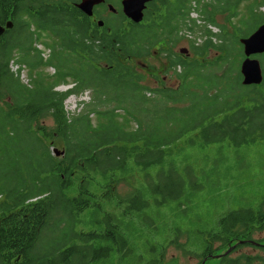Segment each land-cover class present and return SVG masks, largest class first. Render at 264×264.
Masks as SVG:
<instances>
[{
	"label": "trees",
	"instance_id": "trees-1",
	"mask_svg": "<svg viewBox=\"0 0 264 264\" xmlns=\"http://www.w3.org/2000/svg\"><path fill=\"white\" fill-rule=\"evenodd\" d=\"M80 1L0 0V264H178L164 262L166 248L149 234L179 233L199 264L219 251L216 264H264V235L252 239L264 234V203L226 213L216 231L182 233L176 222L195 196L192 153L264 141V54L255 56L260 85H243L240 72V39L264 24V0L166 1L163 19L144 11L140 23L111 15L102 26ZM182 29L202 36L184 56L169 49L178 85H143L132 62L162 40L175 46ZM36 44L49 49L47 60ZM86 90L90 102L67 116L64 100ZM244 246L260 254L233 256Z\"/></svg>",
	"mask_w": 264,
	"mask_h": 264
},
{
	"label": "rangeland",
	"instance_id": "rangeland-1",
	"mask_svg": "<svg viewBox=\"0 0 264 264\" xmlns=\"http://www.w3.org/2000/svg\"><path fill=\"white\" fill-rule=\"evenodd\" d=\"M261 11L264 12V8H262ZM190 17L197 21V25H200L201 21L195 12H192ZM105 18H107V14H104L101 20ZM237 20L233 19L232 23H236ZM217 21L220 25H225L229 33L233 30L229 24H224L225 20L223 17H217ZM207 28L212 33H218V29L215 27L208 26ZM200 36H202L201 32L197 29H194L192 32H187L182 29L179 34V41H177L175 46L170 44L169 49L172 48L171 50L172 52L174 51L173 53L175 54L180 50L190 51L189 44L191 40L193 41V38ZM197 41L201 42L202 38H198ZM37 46L41 48V45L38 44ZM43 51L45 58H48V52L46 50ZM155 52L154 48H152L149 50V55L151 54L156 57ZM158 53L162 54L163 52L159 50ZM149 55L146 54L134 60L132 66L133 71L144 78L143 85L154 89L157 88L156 84L152 81H147V77L150 74L148 68L151 66L156 67L159 59L157 58L155 61V59L148 58ZM146 66H148V68ZM10 69L15 73L18 71L17 65L13 63L10 64ZM44 72L53 75L54 71L47 68ZM20 79L22 82L28 83L26 68L21 70ZM70 87L72 86L60 85L56 87L55 90L58 92H65L70 89ZM80 95L81 94L71 95L64 100V110L69 113L68 115L78 113V108L74 106L76 100L83 99L84 103L87 104L90 102V91L86 90L82 92L83 96L80 97ZM46 123L50 124V121L47 120ZM184 141V139L181 140L179 144H184ZM53 147L55 148L51 149L53 155L54 153L59 154L60 151H62V144L58 140L54 142ZM183 149L196 148L185 147ZM190 152L191 151H187V153ZM189 160L190 166L187 170L194 175L196 189L194 192L195 196L191 203L188 204L190 208L188 213L181 216L183 220L176 221L182 233L183 231H189V234L193 232L204 233L210 229L216 231L218 220L226 213L241 208H258L264 203V141L240 147L229 146L227 143H224L220 147L219 145H211L202 151H198V153H192ZM180 174L184 177L186 176L183 170H181ZM191 178H193V176ZM120 189L121 191H125V187L123 186ZM186 190L192 192L191 188H187ZM173 204L175 203L173 202ZM262 207L264 209V204ZM178 235L172 236L168 234V236L164 237V234L160 236L149 234V237L152 238L153 242L166 248L163 256L165 263L170 262L171 259H176L178 264H199L200 259L195 256L194 248L191 249V253L193 254H186L181 250V248H184L182 245L186 243V238L183 234L179 233ZM263 235L262 232L255 231L252 237L254 240L253 242L263 239ZM170 238L174 239L175 244L168 242ZM218 246V243L213 244L214 248ZM223 252L224 251H219L214 256H211L209 260L204 259L201 264H216L218 257L221 256ZM239 254L257 255L260 253L258 250L244 246L240 247L233 256ZM113 263L114 262L109 259L100 264Z\"/></svg>",
	"mask_w": 264,
	"mask_h": 264
},
{
	"label": "flooded vegetation",
	"instance_id": "flooded-vegetation-1",
	"mask_svg": "<svg viewBox=\"0 0 264 264\" xmlns=\"http://www.w3.org/2000/svg\"><path fill=\"white\" fill-rule=\"evenodd\" d=\"M166 1L169 2L170 4L174 2V0H152L147 2L145 4V9L143 10V14L144 11H148L151 20H159L165 18L167 16ZM121 3L122 0H119V4H111L102 0L100 3L95 4L92 7L91 16L88 17H90V19H92V21H94L95 23H99V22H103L101 18H103L104 14H107V18L111 15L116 17H118L119 15L124 16L122 12ZM192 6L194 7L195 4L193 3ZM126 19L129 22H131L128 18ZM176 39L179 41V34L176 37ZM167 43H168L167 40H162L161 42L154 44L153 48L156 51L155 52L156 57L151 54L149 55V53H147V55H149L148 58L155 59V61L157 58L159 59L156 67L151 66L148 68V66H146L150 70L149 71L150 74L147 77V81H152L154 84H156L157 88L159 87L173 88L178 85L177 74L180 72V67L179 66H177L176 68L170 67L171 61L166 58L169 53V44ZM159 50L163 53L162 54L158 53ZM178 55L184 56L181 50L178 52Z\"/></svg>",
	"mask_w": 264,
	"mask_h": 264
},
{
	"label": "water",
	"instance_id": "water-1",
	"mask_svg": "<svg viewBox=\"0 0 264 264\" xmlns=\"http://www.w3.org/2000/svg\"><path fill=\"white\" fill-rule=\"evenodd\" d=\"M102 0H81L76 4V8L87 16H91V9L95 4L100 3ZM152 0H122V12L126 18L132 23H140L143 19V10L145 4ZM102 26V22L98 23ZM10 24L7 25V28ZM4 29L0 28V33ZM243 54L245 59L241 63L240 72L242 75L243 85H260L262 82V70L258 59L253 58L255 55L264 54V24L260 25L251 35L246 38L240 39ZM181 52H186L181 50ZM54 153L55 157L62 155Z\"/></svg>",
	"mask_w": 264,
	"mask_h": 264
},
{
	"label": "built area",
	"instance_id": "built-area-1",
	"mask_svg": "<svg viewBox=\"0 0 264 264\" xmlns=\"http://www.w3.org/2000/svg\"><path fill=\"white\" fill-rule=\"evenodd\" d=\"M38 48H39V47H38ZM39 49H41V48H39ZM43 56H44V54H43ZM44 57H45V56H44ZM83 95H84V94H83ZM83 95H82V96H83ZM80 97H81V96H80ZM80 97H79V98H80ZM83 102H84L83 99H80V100H78V101L76 100L75 103H74V106L77 107V108L79 107V108H78V110H79L80 107L82 106V103H83ZM78 105H79V106H78Z\"/></svg>",
	"mask_w": 264,
	"mask_h": 264
},
{
	"label": "bare ground",
	"instance_id": "bare-ground-1",
	"mask_svg": "<svg viewBox=\"0 0 264 264\" xmlns=\"http://www.w3.org/2000/svg\"><path fill=\"white\" fill-rule=\"evenodd\" d=\"M261 55V54H260ZM255 56H258V55H255ZM255 56H253V58H256Z\"/></svg>",
	"mask_w": 264,
	"mask_h": 264
}]
</instances>
